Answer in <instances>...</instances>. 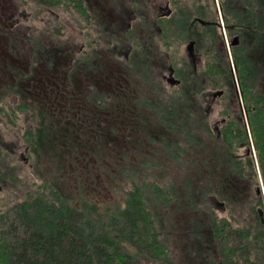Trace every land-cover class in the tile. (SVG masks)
Returning <instances> with one entry per match:
<instances>
[{"label":"trees","instance_id":"trees-1","mask_svg":"<svg viewBox=\"0 0 264 264\" xmlns=\"http://www.w3.org/2000/svg\"><path fill=\"white\" fill-rule=\"evenodd\" d=\"M80 1L0 2V184L13 196L25 192L0 210V264H177L179 246L207 264H264L261 220L254 238L235 210L264 208L256 191L264 188V0L257 53L243 16L238 25L248 30L233 48L235 70L224 41L214 37L205 55L210 88H226L217 117L204 100L208 86L180 64L186 57L171 34L156 49L137 39L128 60L119 53V20L138 0H98L100 36L86 54L60 45L85 20ZM85 6L92 15L91 1ZM110 12L116 46L101 37ZM160 56L179 68L173 88L154 74ZM94 68L105 84H90ZM16 143L22 164L12 155ZM98 176L112 200L89 194ZM212 198L230 213L218 217ZM178 216L188 222L179 226Z\"/></svg>","mask_w":264,"mask_h":264},{"label":"flooded vegetation","instance_id":"flooded-vegetation-1","mask_svg":"<svg viewBox=\"0 0 264 264\" xmlns=\"http://www.w3.org/2000/svg\"><path fill=\"white\" fill-rule=\"evenodd\" d=\"M89 1H91L92 15L88 14V7L85 6ZM132 3H136V0H126ZM140 2L138 9L130 8V11L121 16L117 30H119V36L117 38V46L113 43V36L115 33V28L113 26V14H107L108 25L106 28L101 30V37L106 36V42L114 44L119 49V53L125 58L129 59V56L133 50L135 44L138 43L137 39L140 40L148 48L163 47L168 40L165 39V35H170L171 38L175 39L173 41V48L176 51L182 53V45L186 46L188 56L186 60H181L180 64L187 68H191V73L194 77L200 74L201 81L208 86L206 90H203L204 100L210 102L214 97L220 98L224 95L226 88H210L209 77L207 75L209 68L208 62L205 57L206 53H209L210 47L215 45L213 39L214 37L223 39L224 35H227L230 39V48H235L241 45L242 36H246V28H241L239 24V19L243 16L250 18L251 33L253 36L254 44L252 43L254 53H257V48L255 46L256 32L258 28V0H138ZM80 11L87 13L85 15L80 14V17H84L85 20L81 21V25L78 23L79 37L84 38L86 33L90 36L91 41L80 40L79 53L86 54L88 52V47L92 44H96L100 36L99 18H97L98 0H81ZM132 3L129 5L133 6ZM170 7L171 14L165 15V11ZM108 8L112 9L111 6ZM150 10L148 13L147 11ZM97 15V16H96ZM104 17V15L102 16ZM52 17L48 18V23L51 25ZM87 25H83V23ZM89 26V28H88ZM62 30L64 27H61ZM225 33V34H224ZM183 36L184 41L181 36ZM101 38V40H102ZM136 38V39H134ZM182 40V41H181ZM211 40L212 42H210ZM236 40L237 44H233ZM180 41V42H179ZM182 42V43H181ZM223 42H220L222 44ZM226 47V46H225ZM222 50V48H220ZM108 60L112 59V56L107 53ZM253 62L257 65L256 56H252ZM166 62L162 56L158 57L157 61L160 68L161 62ZM109 63L102 68L107 67ZM220 64V63H219ZM218 64V65H219ZM94 68L92 69L91 76L94 78L90 80V84H95L96 86L104 82L105 76H102L100 70ZM175 68H178L175 67ZM172 65L167 69V75L169 78L164 80V78L159 79V82H163L166 87L168 85L165 81H168L173 88L181 82L178 78L179 68L176 70ZM161 69V68H160ZM159 69V70H160ZM111 70H109L110 72ZM103 72V71H102ZM108 76V75H107ZM158 76V75H157ZM103 77V78H102ZM108 78V77H107ZM84 79L81 77V83ZM107 86V85H106ZM102 91L101 89H98ZM107 90V89H106ZM216 90V92H214ZM99 96V95H96ZM96 98V97H95ZM257 194L260 195L258 189L256 188ZM236 208L241 216L245 219L246 224L244 225L246 229L249 227L256 229L255 225L260 219L264 226V208L262 206H256L251 209V213L248 212L249 208L243 209ZM261 208V209H260ZM227 211V208L223 209ZM247 214L251 215L247 217ZM230 219V218H228ZM237 229H239V226ZM251 229V230H252ZM253 231V230H252ZM258 229L253 231L252 236L256 238L259 235ZM228 235V233H225Z\"/></svg>","mask_w":264,"mask_h":264},{"label":"rangeland","instance_id":"rangeland-1","mask_svg":"<svg viewBox=\"0 0 264 264\" xmlns=\"http://www.w3.org/2000/svg\"><path fill=\"white\" fill-rule=\"evenodd\" d=\"M3 1V0H0V2ZM148 13L150 12V10L147 11ZM52 13V12H51ZM50 13V14H51ZM23 15V14H22ZM46 18H48L46 16ZM53 19V18H52ZM54 23V21L52 20V24ZM68 33H66L65 35H67ZM225 34V33H224ZM65 35H62V36H65ZM58 40V39H57ZM80 40H85V36L84 38H80L79 37V29L76 30L75 33H73L72 35H70L69 37H66L61 39L60 41V45L62 43H68L69 44V47L68 49L69 50H73V49H77L78 46H80ZM220 42L224 41L225 42V46H226V49H227V52H228V60H230V63H231V66L232 68L235 70V66H234V62H233V49L232 47L230 48V39L229 37H227V35H224L223 36V39H219ZM59 42L58 41H55V43L57 44ZM182 43V42H181ZM182 55L184 57H187L188 54H187V49H186V46L185 45H182ZM166 60V58H165ZM156 62V61H154ZM168 62H169V58H168ZM168 62H161L160 66L161 69L159 68V64L158 62L156 63H152V66H153V70H154V74L155 75H158V78L159 79H162L164 78V80L168 79L169 78V75H167V69H169V63ZM110 64H108L109 66ZM184 67V66H183ZM160 69V70H159ZM237 74L235 73V76ZM238 82V81H237ZM236 82V86H237V94L240 98V104L242 106L243 109H245V105H244V101H242L241 103V98L243 100V95H242V91L239 87V83ZM104 83V82H103ZM165 83L168 85L169 88L170 87V83L168 81H165ZM259 87L264 91V74L262 76V80H260V83H259ZM216 92V90L214 91ZM164 95H167L166 93H163ZM211 103H212V109L214 110L213 112V115L217 117V114H218V110H219V105L221 103L220 101V98H217V97H214L212 98L211 100ZM235 101H237V99H235ZM236 103V102H235ZM239 109L236 108V111L239 113L238 111ZM245 116H246V119H248L247 117V112L245 111ZM16 150H13V157H15L17 159V161L22 164V162H24L26 159H23L19 154L21 153V148L20 146L18 145V143H16ZM246 153H245V149H241L239 152H238V155L240 157L244 156ZM254 155H255V158H256V163H257V166L259 164V161H258V156L256 157V150H254ZM50 163H48L46 161V165H48ZM259 167V166H258ZM51 170H54V166L52 165V167L50 168ZM258 179L260 181V183L262 182L261 179H262V175H259L258 176ZM206 181H208L206 179ZM93 185L91 186V192L89 193L92 197H94L98 202H104V201H108V200H112L113 199V194L111 193V191L109 190V188L107 187V185L104 183V181L101 179V177H97V179L94 181L92 180ZM263 185V183H262ZM72 187H74L75 189H79L78 185L75 184L73 185L72 184ZM262 187V190H263V193H264V188L263 186ZM5 186L3 184H0V210L2 209V207H4V205L7 203L8 200H13L14 197H17V198H23L24 195H25V192H19L18 189L16 188V191H14V196L13 194H9L6 190H5ZM14 189V188H12ZM11 196V197H10ZM12 198V199H11ZM263 198H264V195H263ZM208 205H211L213 207L212 210H214L216 212V215H218V217L222 216L223 215V207H221L219 204H217L215 202V200L212 198L210 200H206ZM215 204V205H214ZM258 206H262L261 204H257ZM244 206H240L238 208H242ZM243 209H246V208H243ZM226 213H230L228 211H226ZM251 218V215L247 214V217ZM178 221L177 223H180L179 226H182L184 225L185 223H187L188 221L181 217V216H178L177 217ZM180 220V221H179ZM176 223V224H177ZM210 231H211V227L209 228ZM210 246V247H209ZM213 245L211 244H207V247H209V250L210 248L212 247ZM208 251V250H206ZM183 252L186 253L187 257H183L184 255L182 254ZM174 259L176 261L177 264H207V262L202 258H194L190 253L187 252L186 249L182 248L181 246H179V248L176 249L175 251V254H174Z\"/></svg>","mask_w":264,"mask_h":264},{"label":"water","instance_id":"water-1","mask_svg":"<svg viewBox=\"0 0 264 264\" xmlns=\"http://www.w3.org/2000/svg\"><path fill=\"white\" fill-rule=\"evenodd\" d=\"M167 8H168V10L165 11V15L168 16V15L171 14V9H170V7H167ZM233 44H237V41L234 40V41H233ZM242 101H243V100H242V98H241V103H242ZM257 189H258L259 193L261 194V193H262V187H261V186H258ZM260 209H261V208H260Z\"/></svg>","mask_w":264,"mask_h":264}]
</instances>
